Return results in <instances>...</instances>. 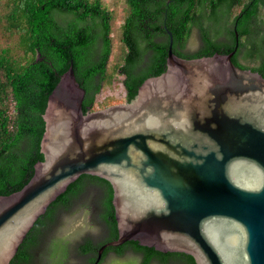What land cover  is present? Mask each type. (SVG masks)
<instances>
[{"label": "water", "instance_id": "water-1", "mask_svg": "<svg viewBox=\"0 0 264 264\" xmlns=\"http://www.w3.org/2000/svg\"><path fill=\"white\" fill-rule=\"evenodd\" d=\"M236 50L185 59L170 40L165 70L131 101L85 113L71 61L42 115L43 160L0 196V264L81 175L112 189L117 237L95 264L127 242L195 264H264V77L236 66ZM92 200L89 190L50 236L99 238Z\"/></svg>", "mask_w": 264, "mask_h": 264}, {"label": "trees", "instance_id": "trees-1", "mask_svg": "<svg viewBox=\"0 0 264 264\" xmlns=\"http://www.w3.org/2000/svg\"><path fill=\"white\" fill-rule=\"evenodd\" d=\"M124 3L121 64L113 71L121 77L117 81L124 90L125 102L135 97L144 80L165 70L170 40L172 52L185 59L230 53L237 41L232 62L264 77V0ZM112 11L102 0H6L2 4L0 31L16 40L0 47V196L22 189L33 175L34 164L43 160L42 115L49 94L71 61L76 80L85 90L84 113L94 110L103 86L116 80L107 72L112 52ZM193 28L201 45L194 52H185ZM241 58L255 65L245 66ZM88 189L93 191L95 223L102 229L101 236L79 240L61 234L50 236L60 223V215L71 213ZM111 200L108 182L81 175L36 221L10 264H70L93 256L89 259L92 262L97 248L117 237ZM127 249L141 256L139 264L152 260L158 264H195L188 255L160 253L136 242L108 247L103 255L109 251L122 255Z\"/></svg>", "mask_w": 264, "mask_h": 264}, {"label": "rangeland", "instance_id": "rangeland-1", "mask_svg": "<svg viewBox=\"0 0 264 264\" xmlns=\"http://www.w3.org/2000/svg\"><path fill=\"white\" fill-rule=\"evenodd\" d=\"M6 0H0V10L2 9V4ZM106 7L114 13V18L111 24V39H112V52L107 64V72L113 79V84L103 86L101 92L96 96L95 109L105 108L111 105L125 103L124 90L122 85L119 84L117 80H121V77L113 71L116 65L121 64L122 56V45L120 43V25L123 22L125 14V3L124 0H102ZM16 38H9L7 35H3L0 31V47L6 45H12ZM201 45V41L198 37V31L196 28L192 29L191 36L187 43V51L194 52ZM240 62L249 67H253L255 63L248 59H240ZM114 82L118 84L114 85Z\"/></svg>", "mask_w": 264, "mask_h": 264}, {"label": "flooded vegetation", "instance_id": "flooded-vegetation-1", "mask_svg": "<svg viewBox=\"0 0 264 264\" xmlns=\"http://www.w3.org/2000/svg\"><path fill=\"white\" fill-rule=\"evenodd\" d=\"M187 49L188 48H187V45H186L185 48H184V51L185 52H188ZM99 229H100V233H101L102 232V229L100 227H99ZM72 236L73 235H71V237ZM103 244H105V243H102L99 246V248ZM99 248H97V249H99ZM90 258L93 259V256L87 257V259L80 258L79 261L74 260L73 262H76L77 261L79 264H95V261H96V258L97 257L92 262L89 260ZM130 262H132L134 264H139L141 262V256L138 255V254H135L132 249H127V250L124 251V253L122 255H118L114 251H109V252H107L104 255L102 253V255H101V257H100V259H99V261H98L97 264H129ZM152 263H157L158 264V262L156 260H152L150 264H152ZM168 264H177V263H175V262H169Z\"/></svg>", "mask_w": 264, "mask_h": 264}]
</instances>
